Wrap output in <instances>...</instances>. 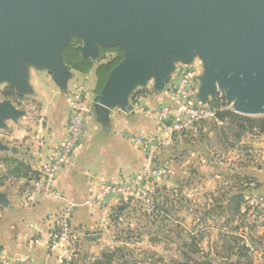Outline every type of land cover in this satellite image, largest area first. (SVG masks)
<instances>
[{"label":"water","instance_id":"1","mask_svg":"<svg viewBox=\"0 0 264 264\" xmlns=\"http://www.w3.org/2000/svg\"><path fill=\"white\" fill-rule=\"evenodd\" d=\"M73 37L82 57H98L100 47L124 51L92 103L102 125L112 107L132 109L128 95L136 86L152 80L163 89L175 64L194 56L203 62L202 103L221 90L234 112L264 115V0H0V80L28 91L30 62L64 88L63 53ZM19 115L0 102V128Z\"/></svg>","mask_w":264,"mask_h":264},{"label":"crops","instance_id":"2","mask_svg":"<svg viewBox=\"0 0 264 264\" xmlns=\"http://www.w3.org/2000/svg\"><path fill=\"white\" fill-rule=\"evenodd\" d=\"M114 55V52H108L94 58L93 66L87 72L68 68L64 88L57 86L46 68L25 63L26 83L30 88L26 95L31 96L35 103L27 105L34 112H26L14 119L7 118L3 121L4 127L0 128V137L5 145L0 150V193L3 196L0 203V251L3 257L32 259L40 264H61L59 247L49 248L38 239L46 238L58 210L71 204L72 226L78 236L76 257L71 264H89L90 255L98 256V252L103 250V242L108 240L115 228L117 220L113 217L118 214V221L126 223L133 215L132 205L112 201L98 206L92 204L91 200L102 183L120 182L149 163L138 138H152L160 144L155 162L166 164L169 170L168 176L154 186V195L161 187L164 193L158 195L157 200L163 203L167 215L183 203L181 194L189 199L188 192L202 187L208 177L218 176L213 172L214 168L211 169L212 159L202 155L207 145L199 138L186 141L183 136L171 133L158 122L155 114L157 106L170 102L165 90L167 83L161 90L153 87L152 80L144 86H136L128 95L131 110L112 107L106 125L96 119L92 104L96 67L108 62ZM83 80L87 86L89 113L81 140L73 152L72 163L61 168L53 182L59 196L29 193L31 178L27 173L25 175V170L36 172L52 155L69 117V87L71 83L73 87ZM253 171L243 168V173L254 174ZM222 173L221 176H224ZM258 173V189L261 191L264 190V168ZM225 187L221 186V193L229 192L224 191ZM213 192L207 194L204 204L200 205L209 207L213 202ZM117 205L119 210L113 215V208ZM243 209L241 206L239 214L235 216L236 221L240 215L247 216V213L242 214ZM222 213L226 215V212ZM157 216L162 217L160 214ZM254 228L247 233L251 247L258 245L262 248L264 246L259 241L264 239V235L256 231V226ZM94 235L96 237L91 239L90 236ZM230 261L235 263L237 257H230Z\"/></svg>","mask_w":264,"mask_h":264},{"label":"rangeland","instance_id":"3","mask_svg":"<svg viewBox=\"0 0 264 264\" xmlns=\"http://www.w3.org/2000/svg\"><path fill=\"white\" fill-rule=\"evenodd\" d=\"M193 59L199 60L203 69L202 59L199 56H194ZM178 62L182 63L181 61ZM93 81L90 80V82ZM71 85L69 88H72ZM149 86H151V83H149ZM7 88H11V91L7 92ZM5 90L10 95H6ZM28 91H30V88ZM28 91L18 92L8 81L0 80V102L8 100L21 111V115L26 112H34L27 105H35L32 97L26 95ZM221 96H224V94L221 90H218L216 97L214 99L209 97L207 104L215 102L219 98L221 99ZM219 103L223 104L222 107L233 110L234 101H228L224 97L222 101L219 100ZM33 116L35 115L33 114ZM210 120L215 119L211 117L207 119V122H211ZM214 124L213 130L207 129L205 131L207 140H202L199 137L197 139L199 138L203 144L207 145V150L202 155L204 158L206 156V158L212 159L211 169L214 168L213 172L218 173V176L208 177L202 187L188 192L189 199L185 197L186 195L181 194L183 203L177 205L168 215L164 214L162 217H158L154 213H150L146 217H142L134 208L133 215L128 222L119 223L112 229L108 240L103 242L101 247L103 250L98 252V256L95 254L90 255L89 264L95 258H98L103 251L114 250L117 254L119 249H121L119 251H122L124 259L128 261H132L133 258L137 261L144 260L136 264H194L195 260L201 261L203 258L211 264H230L232 262H229V259L232 255L226 258L228 254L226 251V247H228L227 240L235 245V249L237 246L244 245V247H247V253H244L246 257H242L241 264H264V247L261 248L258 245L251 247L250 235H247L250 229L255 226L256 231L264 235V206L260 210L243 206L242 212H244L243 214L247 213V216H238L237 221L236 217L227 221L230 215L227 213L224 215L225 213L221 211L203 219L206 206L200 205L204 204L206 195L211 191H214V197L219 202L228 196V192L221 193V186L223 185L226 186L224 191L229 190L231 192L241 189L247 182L239 180L235 175L237 172L243 173L244 167L254 170V174H251L256 176V180H258V170L264 168V135L246 133L235 146L229 148L227 140L221 138V122L218 121ZM227 135L228 139L232 140V134L228 133ZM0 142H2L1 137ZM199 154H201L200 148ZM221 172L224 176H221ZM254 192L259 193L264 199L263 189L261 191L257 189ZM132 230L136 236L137 232H140V235L127 237V232H132ZM191 236L199 239L197 240V246L200 253L194 254L193 259L190 261L182 255L181 242L190 241ZM231 237L236 238V241ZM259 242L264 246V239ZM155 260L159 261L155 262Z\"/></svg>","mask_w":264,"mask_h":264},{"label":"built area","instance_id":"4","mask_svg":"<svg viewBox=\"0 0 264 264\" xmlns=\"http://www.w3.org/2000/svg\"><path fill=\"white\" fill-rule=\"evenodd\" d=\"M201 72L202 67L197 59L189 63L178 62L174 66L165 86L170 102L160 103L155 110L158 122L171 133L179 134L193 130L196 125L215 116L216 109L208 108L207 104L202 103L198 98ZM68 94L69 117L64 134L57 142L52 155L37 168L35 174L30 176L32 185L29 193L59 196L53 182L58 171L72 163L73 152L81 140L86 116L89 113L86 101L87 86L84 80L77 82ZM138 143L149 163L120 182L102 183L91 200L92 204L104 206L115 201L116 204H135L146 211L155 208L154 186L168 176L169 169L166 165L154 162L160 146L157 140L138 138ZM245 185L253 188L255 183L248 182ZM244 200L246 207L260 210L264 206V199L259 193H247ZM72 217L73 206L71 204L63 206L58 210L55 223L46 238L38 239L49 248L59 247L61 264H71L76 257L78 236L72 226ZM0 263L40 264L32 259H7L1 255V251Z\"/></svg>","mask_w":264,"mask_h":264},{"label":"trees","instance_id":"5","mask_svg":"<svg viewBox=\"0 0 264 264\" xmlns=\"http://www.w3.org/2000/svg\"><path fill=\"white\" fill-rule=\"evenodd\" d=\"M79 43L80 41L74 37L72 41L65 46L64 53H63V61L68 68H72L74 70H77L83 73V72L89 71V69L93 66L94 60L91 58L82 57L80 55L79 51L76 49V46ZM99 52H100V55H103L108 52H114L115 55L108 62L100 63L97 65L96 85L94 88L95 94H98L101 91L110 71L116 65L119 64V62L123 59V56H124L123 49H121L118 46L100 47ZM7 89H8L7 92H9V90L11 91V88H7ZM7 92L5 90V94L10 95V94H7ZM222 99H224V96H221V99L219 98L215 102H211L210 104H207L209 108L216 109L215 116H214L215 120H210L211 122H207V120H204L200 124L196 125V127L193 130L179 133V135L183 136L182 138L185 139L186 141L196 139L197 137L201 138L202 140H207V137L205 138L206 136L205 131H207V129H212V127L215 126L214 123H218V121L221 122V138H224L227 140L229 144V148L230 147L232 148L233 146H235L236 143L240 141L242 136L246 133L264 135V115L249 116V115H243V114L236 113L233 110L227 109L225 107L223 109H220V106L222 107L223 104H220L219 100L222 101ZM208 123H211V124H208ZM228 133L232 134V140L228 139V135H227ZM159 148H158V151H159ZM154 162H155V159H154ZM155 163L166 165L164 163H159V162H155ZM19 165L20 164H17V166ZM26 173L29 177L35 174V172L31 170H25V175ZM238 174H241V176L237 174L235 176H237L239 180L245 181L247 183L254 182L255 186L253 188H248L246 185H244L239 190H233L231 192L229 191L228 196H226L221 202L217 201L216 198L214 197L211 205L205 208L203 212V219L219 211L226 212L227 214L231 215V217H229L227 221L233 219L235 216L239 214L241 206L242 207L244 206L245 194L257 191L258 182L255 177L247 173H243L244 175L242 173H238ZM163 193L164 191H162L161 187L157 188L155 195L153 192V198L156 202V206L153 210H150V211L143 210L141 207L135 204L126 203L125 205H132L134 208L137 209L139 216H142V217H146L150 213H154L155 215L160 214L163 216L164 214L166 215L167 212L162 206L163 203H161L159 199L157 200V198L161 196V194ZM113 209H114L113 215H116L117 214L116 212L119 210V206L117 205ZM118 216L119 215L117 214L116 216L113 217L114 220H117L114 223L115 225H117L118 223H121L120 221H118ZM137 233H138L137 236H139L140 232H137ZM133 236L137 237L133 230L132 232H127V237L130 238ZM231 238L234 241H236V238L234 237H231ZM197 240H199L197 237L191 236L190 241L181 242L182 255L187 260L191 261L193 259L194 254L200 253V249L197 246ZM226 242H228V247H226V251L228 252V254L226 258H228L231 255L232 256L235 255L237 257V261L235 263H230V264H241L240 261L242 257H246L244 253H247V247L246 246L244 247L243 245V246H237V248L235 249V245L232 244L231 241L229 242V240H227ZM119 250L117 251V254L114 250L103 251L102 253H100L101 255L98 258H95L90 264H136L138 262L144 261V260L137 261L135 260V258H133L132 261H128L124 259L122 251H119ZM145 261L148 262L149 260H145ZM158 261L159 260H155V262H158ZM194 264H211V263L205 261L203 258V260L201 261L195 260Z\"/></svg>","mask_w":264,"mask_h":264}]
</instances>
